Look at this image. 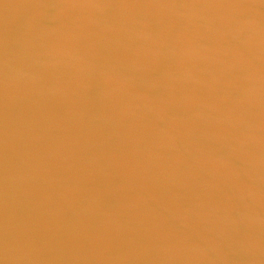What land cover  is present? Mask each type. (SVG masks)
<instances>
[{
  "label": "water",
  "instance_id": "1",
  "mask_svg": "<svg viewBox=\"0 0 264 264\" xmlns=\"http://www.w3.org/2000/svg\"><path fill=\"white\" fill-rule=\"evenodd\" d=\"M0 264H264V0H0Z\"/></svg>",
  "mask_w": 264,
  "mask_h": 264
}]
</instances>
